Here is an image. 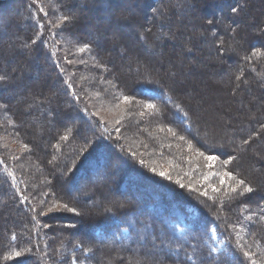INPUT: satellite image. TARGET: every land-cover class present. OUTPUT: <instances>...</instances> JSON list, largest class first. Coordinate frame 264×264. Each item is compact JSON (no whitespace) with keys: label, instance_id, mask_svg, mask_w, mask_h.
Returning a JSON list of instances; mask_svg holds the SVG:
<instances>
[{"label":"trees","instance_id":"1","mask_svg":"<svg viewBox=\"0 0 264 264\" xmlns=\"http://www.w3.org/2000/svg\"><path fill=\"white\" fill-rule=\"evenodd\" d=\"M52 1L65 31L92 49L123 95L155 106L157 119L149 117L150 127L169 129L190 146L229 159L232 172L243 176L248 185L255 183V174L247 167L252 157L241 159L246 151L237 148L254 139L264 145V108L260 104L248 108L237 128L224 131L222 138L212 134L203 142L191 100L186 99L187 103L169 80L150 70L149 60L165 56L164 49L158 55L151 52V57L146 54H150V47L155 51L161 44L162 48L170 47L179 40L181 56L190 58L203 51L187 45L200 43L204 53L215 58L218 71L229 84L238 83V90L260 98L264 93V0ZM35 8L31 0H0V34L8 37L0 42V76L4 77L0 80V102L7 106L15 134L23 136L43 164L52 194L77 208L75 217L68 216L69 223H65L71 237L87 242L84 249L89 248V257L117 263L153 264L160 258L155 260L157 264H249L227 235L216 207L164 182L128 154L120 155L116 144L98 134L95 127L93 135L83 134L79 127L82 123L88 127L91 122L72 99L69 78L54 56L52 43L47 45L41 39V16ZM8 42L16 44L11 53L6 51ZM132 44H138L140 51L131 48ZM132 58L136 63L130 62ZM207 64L201 61L196 66L205 71ZM185 66L189 63L178 65L179 73ZM160 72L167 74V67ZM32 78L48 85L35 86ZM61 96H67L66 105ZM99 135L105 138L100 141ZM160 137L159 132L156 138ZM223 138L232 140L228 148ZM2 161L0 157V207L19 217L12 223L9 214L4 220L0 215V264H48L42 231L35 224L31 207L18 195L19 183L10 179ZM252 187L255 190V185ZM258 199L264 215V194ZM187 207L195 209V217L187 218ZM182 216L187 218V226L180 223ZM211 227L224 236L222 250L214 251ZM15 252L21 255L16 257ZM99 260L95 263L102 264Z\"/></svg>","mask_w":264,"mask_h":264},{"label":"rangeland","instance_id":"2","mask_svg":"<svg viewBox=\"0 0 264 264\" xmlns=\"http://www.w3.org/2000/svg\"><path fill=\"white\" fill-rule=\"evenodd\" d=\"M31 1L37 11L39 8L41 17H38L42 22L40 32L44 35L46 33L45 36L42 35L41 39L43 38L44 43L46 40L47 45L52 43L54 56L56 55L64 65L66 76L69 78V85H71L69 92L74 96L72 99L77 104L78 111L86 115L91 122L88 127L85 123L79 127L83 134L89 137L94 134L96 128L98 134L99 132L104 134L109 141L116 144L120 155L128 154L134 162L159 174L164 182L187 190L198 201L206 203L211 208L216 207L220 212L218 217L223 220L224 229L233 243L238 246L239 253L248 260L249 264H253V262L264 264V215L261 201L258 199L259 194H264V145L257 143L258 141L254 139L249 144L237 148L238 151L244 149L246 151V153H241L243 155L241 159L244 158V155L252 157L247 163V167L256 177L255 183H253L255 190L252 187L253 184L248 185L246 182L237 184V181L244 178L242 176V179L229 169L231 167L229 159L206 154L192 145L190 146L183 141L179 134L172 133L169 129L164 132L156 125L158 128L153 125L150 127L151 124L148 122H152V119L149 117L152 116L153 120L157 119L154 109L146 108L147 103L137 97L123 95L112 76L108 74V67L99 62L97 56L91 52L92 49L81 44L77 39H73L68 31H65L66 25L60 16L55 14L53 1ZM252 1L259 3V0ZM125 9L128 12L127 5H125ZM84 19L87 20V18ZM248 21L250 24L252 19ZM6 39H8L7 36L0 34V42ZM10 42L6 44V51L11 53L16 44ZM138 46V44H132L131 48H137L140 51ZM161 46L162 44L156 47L155 51L152 47L148 49L150 54L155 52L158 55L162 53L163 49L166 53L162 58L153 56V59L149 60L152 67L150 70L169 80L171 86L180 91L186 102V99L191 100V107H194L193 116L202 133L199 139L203 142L209 141L212 134H219L222 138L224 131L237 128L244 116L243 112L246 113L248 108L251 109L257 104H260L262 109L264 108V93L260 95V98H258L259 96L249 97L247 91L237 89L238 83L230 82L229 84L223 74L218 71V63L214 62L215 58L204 53L202 44L187 45L188 48L192 47L194 50L199 48L200 51H203V53H197L190 58L181 56L179 40L170 47L162 48ZM81 48L84 51H80ZM129 49L127 50L129 51ZM142 52L144 53V51ZM150 54L148 52L146 56L151 57L152 54ZM132 59L130 62L136 63L135 58L133 61ZM182 61L188 62L189 66H185V71L179 73L178 65L180 66ZM201 61L210 64L206 65L205 71L199 70V66H196V63ZM223 62L225 65H229L226 58ZM165 67L168 69L167 74L160 72V69ZM28 81L29 79L26 80V82ZM30 82L35 86L48 85V82L45 83L34 78L30 79ZM253 83L251 82L252 85ZM55 86L59 89L57 83ZM233 88H235L234 91H232ZM147 91L153 93L149 89ZM71 94L70 97H72ZM125 97L128 98L127 101ZM61 102L66 105L67 96H61ZM6 107L0 102V157L5 164L4 168L10 174V179L19 183L20 192L18 195L26 200L31 207L35 224L42 231L41 242L49 256L47 263L96 264V260H99L100 257H89L91 253L89 248L84 249L87 242L79 243L75 237H71L67 230L68 226L65 224L69 223L67 217L76 215L77 208L68 206L52 194L43 164L36 158L34 149L29 143L26 145L23 136L15 134L12 129V119ZM68 108L71 111L72 107ZM71 116L77 123H80L74 114ZM30 128L31 126L28 127V130ZM159 132L161 137L156 138ZM164 135L168 140L163 139ZM263 135L261 134L264 138ZM98 138L101 141V138L105 137L99 135ZM223 140L228 148V144L232 140L227 138H223ZM174 142L175 147H173ZM255 143L260 146V149H257L258 152ZM217 145L221 146L213 144V146ZM209 156L215 157V160H207ZM226 161L227 163H225ZM225 173H230L231 176H226ZM222 179L223 183H221ZM245 186L251 187L253 191L244 192ZM233 188L235 191H232ZM213 189L218 190L214 191ZM202 193H206V195ZM96 203L97 201H94L93 204ZM82 207L86 209L87 205ZM186 211L187 218L196 216L194 208L187 207ZM7 212L9 211L0 207L2 219ZM7 214H9V222H18L19 216L13 213ZM187 218L181 217L182 226L188 225ZM21 226L23 228L22 223ZM210 235L214 251L222 250L225 247V240L221 232H217L214 227H211ZM244 253H248V256L246 257ZM146 256L148 259L151 258L148 254ZM155 260L153 264H157ZM99 261L102 264H127L124 261L119 263L104 259ZM136 263L135 261L134 264Z\"/></svg>","mask_w":264,"mask_h":264},{"label":"snow or ice","instance_id":"3","mask_svg":"<svg viewBox=\"0 0 264 264\" xmlns=\"http://www.w3.org/2000/svg\"><path fill=\"white\" fill-rule=\"evenodd\" d=\"M233 11H236V9H233ZM66 19H67V18H66ZM34 42H35V41H34ZM80 51H84V49L81 48ZM3 79H4V77H3V76H0V80H3ZM125 100L127 101L128 98L125 97ZM145 107L151 109V108H154L155 106L152 105V104H147V105H145ZM64 138L66 139V137H64ZM245 143H247V142H245ZM207 160H209V161H213V160H215V157H211V156H209V157H207ZM225 163H227V161H226ZM161 175H164V173H161ZM225 175H226V176H229V177L231 176L230 173H225ZM223 182H224V181H223V179H222V180H221V183H223ZM237 184H244V181H243V180L237 181ZM213 190H214V191H217L218 189H213ZM232 191H235V188H233ZM252 191H253V189H252L251 187H249V186H245V188H244V192H246V193H250V192H252ZM202 194H205V195H206V193H202ZM65 207H66V206H65ZM68 210L71 211L72 209H68ZM49 211H51V209H49ZM13 255L16 256V257H19V256L21 255V253H20V252H15ZM244 255L247 257V256H248V253H244ZM9 258H11V257H9ZM253 264H255V262H253Z\"/></svg>","mask_w":264,"mask_h":264}]
</instances>
